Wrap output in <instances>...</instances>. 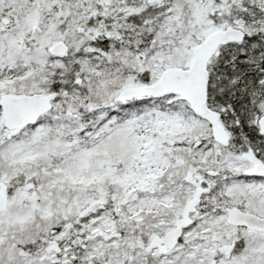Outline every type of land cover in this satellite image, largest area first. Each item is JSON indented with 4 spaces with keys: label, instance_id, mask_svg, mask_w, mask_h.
Here are the masks:
<instances>
[{
    "label": "snow or ice",
    "instance_id": "obj_1",
    "mask_svg": "<svg viewBox=\"0 0 264 264\" xmlns=\"http://www.w3.org/2000/svg\"><path fill=\"white\" fill-rule=\"evenodd\" d=\"M0 264H264V0H0Z\"/></svg>",
    "mask_w": 264,
    "mask_h": 264
}]
</instances>
